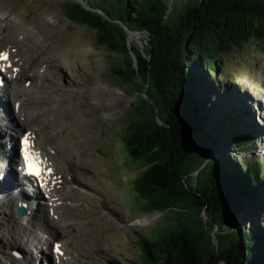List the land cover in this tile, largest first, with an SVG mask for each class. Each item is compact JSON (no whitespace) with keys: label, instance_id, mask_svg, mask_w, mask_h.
<instances>
[{"label":"trees","instance_id":"1","mask_svg":"<svg viewBox=\"0 0 264 264\" xmlns=\"http://www.w3.org/2000/svg\"><path fill=\"white\" fill-rule=\"evenodd\" d=\"M86 1L89 9L62 2L63 15L94 32L110 76L141 98L120 136L129 162L144 168L130 182L133 203L174 221L139 238L143 264H264V162L232 157L249 151L257 122L223 79L216 86L224 55L264 41V0ZM125 28L144 45L128 42ZM231 220L240 227L221 230L216 251L212 225Z\"/></svg>","mask_w":264,"mask_h":264},{"label":"rangeland","instance_id":"2","mask_svg":"<svg viewBox=\"0 0 264 264\" xmlns=\"http://www.w3.org/2000/svg\"><path fill=\"white\" fill-rule=\"evenodd\" d=\"M65 1L70 0H0V51L11 45L15 48L14 52L8 48V52L25 73L18 76L19 86L23 80L31 83L26 92H19V101L25 99L21 103L22 114L17 115L16 107H11L15 118L14 114L7 115L12 131L0 125V173L7 175L8 169L10 174V164L2 157L8 146L6 140L23 130L35 131L37 144L40 140V146L45 145V151L55 155L56 167L63 172L60 194L65 187L53 215L47 199L40 195L39 185L34 193L23 188L27 196L39 200L38 208L27 197L21 198V189L0 182V264H56L53 252L47 249L52 240L64 245L67 264H143L139 238H151L153 230L164 221L155 214L141 212L133 203L130 182L144 168L140 162H129L120 140L129 111L136 100L135 105L141 103V98L110 76L109 60L104 49L96 46L94 32L64 18L61 4ZM75 1L88 7L86 0ZM173 1L180 7L187 0ZM89 2L92 6L100 4L99 0ZM26 33L36 40L24 60L21 52L16 54L21 42L16 37ZM141 38L130 35L131 42L138 47L144 45ZM50 59L57 61L50 64ZM223 62L224 73L216 86L222 85L223 79L225 89L232 94L230 100L240 102L248 117L257 122L256 140L249 151L232 157H242L249 163L264 162V41L243 45L224 55ZM42 67L48 70L45 79L27 75L33 72L38 76ZM230 78L236 82L230 84ZM28 114L34 117L26 128L20 124L25 123L21 119H27ZM14 155L15 152L10 157ZM58 169L55 173H59ZM12 177L19 182L13 174ZM19 205H25L30 214L19 217ZM258 217L264 225V215ZM239 224L234 223L232 228L240 227ZM33 242H37L36 246ZM18 251L30 258L17 257Z\"/></svg>","mask_w":264,"mask_h":264},{"label":"bare ground","instance_id":"3","mask_svg":"<svg viewBox=\"0 0 264 264\" xmlns=\"http://www.w3.org/2000/svg\"><path fill=\"white\" fill-rule=\"evenodd\" d=\"M0 20H2V19H0ZM4 21V23H7V21L8 20H6V19H4L3 20ZM3 36V35H2ZM1 37V36H0ZM5 38H7V37H5ZM16 38H18L19 40H21V42H20V44H18V47H19V49H20V51H19V49H17V55L20 53V56L22 57V58H24V60L26 59L25 57H27V55H28V52L30 51V47H31V45H32V43L36 40V39H34L33 38V36L32 35H30L29 33H26V34H22L21 35V37H20V35L19 36H17ZM5 42V41H4ZM3 43V42H2ZM5 44V43H4ZM4 44H2V45H4ZM5 46V45H4ZM12 46V45H11ZM8 46L6 49H4V50H6V52H3V53H1L0 54V56H2V55H8V59H7V61L6 62H0V75H2L3 77H4V84H3V88H6V90H1L2 91V93H1V95H0V119L2 120L1 121V123H0V125L2 126L1 128H4V129H7V130H11L10 128H8L9 127V125L11 124V122L12 121H9L8 119H7V115H9V114H14V118H15V113L17 114V115H19V114H22V109H21V103L22 102H24L23 101V99L21 100V101H19V98H20V96H19V92L21 91V90H24L25 92L27 91V89L26 88H28L30 85H31V83H29L28 81H25V80H23L22 81V83H21V86H19V81H18V76L20 77V76H22V74H25L24 73V71L22 70V66H21V64H19V62H17L16 60H15V57H12V56H10V51L8 52V48L12 51V52H14L15 51V48L12 46ZM6 47V46H5ZM12 49H11V48ZM30 48V49H29ZM1 51H2V49H1ZM0 51V52H1ZM23 61V60H22ZM54 61H57V60H54V59H50V64H53V62ZM16 63H18L19 65H17ZM46 67V66H45ZM43 68L42 67V69H43V71H41V75L40 74H38V76H36V74L35 73H31V72H29V73H31V74H27L28 72H26V74L27 75H29V77H32V78H35V77H38V79L39 80H43V79H45L46 78V72L48 73V70L46 69V68ZM2 69V70H1ZM47 71H46V70ZM25 70L27 71V69H26V67H25ZM33 70V69H32ZM38 70V69H37ZM29 71H31V70H29ZM33 71H35L36 72V69H34ZM8 75V76H7ZM14 81H16L15 83H14ZM23 83H26V85L24 86L23 85ZM45 90V89H44ZM31 92V91H30ZM33 92V91H32ZM39 92H41V91H39ZM44 92V91H43ZM29 93V92H28ZM31 94V93H30ZM40 95V94H39ZM47 95V94H46ZM10 98H13L12 100H10ZM47 98V97H46ZM50 98V97H49ZM49 98H48V102H49ZM51 99H53V98H51ZM25 100V99H24ZM45 100V99H44ZM51 101V100H50ZM65 102V101H64ZM45 103V102H44ZM43 103V104H44ZM46 103H47V101H46ZM50 104V103H49ZM48 104V105H49ZM50 106H51V104H50ZM11 107H16V111H15V113H13V111H11ZM50 108V107H49ZM32 109V108H31ZM13 110V109H12ZM34 111V110H33ZM47 111V110H46ZM50 111V110H49ZM34 117L32 114H28L27 115V119H21V120H23V121H25V123L24 124H20L19 122L17 123V125L19 126V124L20 125H24V127H26V124H29V122H30V119L32 120V117ZM11 118H12V116H11ZM47 123V122H46ZM29 126H31V125H29ZM35 126V125H34ZM53 126V125H52ZM5 127H7V128H5ZM24 127L22 126L21 128H23L24 129ZM27 128V127H26ZM29 129H34V130H37V129H40L39 127H34V128H29ZM12 131V130H11ZM14 132H16V131H14ZM9 133H10V131H9ZM12 134H13V132H11ZM17 133V132H16ZM20 135H19V140H14L13 138H11L7 143H8V146H7V148L4 150V151H2V156H4L5 157V155L7 154V157H10V155H12L14 152H15V150L16 149H19L20 150V152H21V149L24 151V148H25V144H24V141L25 140H27L28 141V143H27V146H28V151L31 153V155H32V157L36 160V162L38 163V165H39V167H40V174H39V176H38V178H37V180H39L40 181V184L42 183L43 185H42V189H44V191H42V193L44 194V196L46 197V199H47V203H49V205H48V207H50V209L52 210V213H53V215H54V212H56L55 210H57V208L60 206V205H58L59 204V202H61V194L64 192V189H65V187H64V189H63V191L61 192V194H60V189H62L61 187H62V185L64 184V182H63V177H64V175H63V172L60 170V169H58V167H56L57 165H56V163H57V161H56V157H55V155H52V154H48V152H46L45 151V148H43V146H45V145H42V146H40V140H38V144H37V138H38V136H37V134H36V132L35 131H25V130H23L22 132H20L19 133ZM15 137V136H14ZM18 144V145H17ZM50 145H51V143H50ZM54 145V144H53ZM53 145H51V146H53ZM56 145V144H55ZM54 145V146H55ZM58 145V144H57ZM50 146V147H51ZM57 148V147H56ZM60 148V147H59ZM52 149H54L53 147H52ZM60 150V149H59ZM53 153V152H52ZM43 155H45V157L46 158H44V156ZM54 157H55V160H54ZM70 158V157H69ZM66 159V158H65ZM68 159V158H67ZM69 160V159H68ZM67 160V161H68ZM74 162V161H73ZM71 163V162H70ZM77 167H78V165H77ZM58 169V171H59V173H60V175H59V173L58 172H56L55 173V171H56V169ZM73 168H75V167H73ZM75 171H76V169H75ZM7 172V176H10V174H9V170H7L6 171ZM73 173V172H72ZM58 174V175H57ZM73 174H75V173H73ZM63 176V177H62ZM19 177H21V175L19 176ZM61 177H62V179H61ZM9 178H11V177H9ZM66 179V178H65ZM67 180H69V179H67ZM73 181L76 183L77 181L75 180V178L73 179ZM39 184V185H40ZM69 184V183H68ZM85 185H86V183H85ZM25 186L26 187H30V186H32V184H31V182H29V181H26L25 182ZM71 186V185H70ZM66 187H68V186H66ZM80 187V186H79ZM39 188L41 189V187L39 186ZM67 189V188H66ZM21 192H23V193H20L21 195V198L23 199L24 198V200L25 199H27L28 198V201L30 200V204L33 206V207H38L39 208V205H40V202H39V200L37 199V198H35V199H32V196L31 197H29V195L27 196L26 194H27V192L25 191V190H22ZM29 193V192H28ZM25 194V197H23V195ZM64 195V194H63ZM27 197V198H26ZM64 197V196H63ZM63 199V198H62ZM42 202V201H41ZM47 203H46V206H47ZM26 205H27V202H26ZM55 218H53V219H57V217L56 216H54ZM16 221V220H15ZM63 233V232H62ZM49 239H51V237H49V238H46L45 240H49ZM41 240V239H40ZM39 240V241H40ZM42 242V241H41ZM51 242H57V244H60L61 242L60 241H58V240H52ZM50 242V243H51ZM34 243V242H33ZM45 243H48V242H45ZM35 244V246H36V244H37V242L36 243H34ZM43 244V243H42ZM69 244H70V242H69ZM33 247H34V245H33ZM39 247L40 246H37V250L39 251ZM35 248V247H34ZM68 248V247H67ZM36 249V248H35ZM27 250V249H26ZM25 250V251H26ZM59 251H62V253H65V249L63 248V246L62 247H59ZM16 256L17 257H19V258H21V259H24V260H28L29 258H30V256H29V254H25L24 252H22V251H18L17 253H16ZM55 259H56V257H55ZM57 259H58V261H59V263L60 264H67V258L66 257H64V255L62 254V256L60 257V256H58L57 257ZM57 262V261H56ZM29 263V262H28Z\"/></svg>","mask_w":264,"mask_h":264},{"label":"water","instance_id":"4","mask_svg":"<svg viewBox=\"0 0 264 264\" xmlns=\"http://www.w3.org/2000/svg\"><path fill=\"white\" fill-rule=\"evenodd\" d=\"M82 3V2H81ZM82 5L86 8V9H89V7L85 6V4L82 3ZM61 12H62V15H63V9H62V4H61ZM100 13H102L101 11H98ZM64 16V15H63ZM64 18L66 19V17L64 16ZM67 20V19H66ZM120 24L122 22L118 21ZM125 31L127 33V39H128V42H131L130 40V35H133L136 39L139 37V34L137 32H132L130 31L129 29L125 28ZM195 175V174H194ZM193 175V176H194ZM147 214H155L157 215L159 218H162L163 221H164V224H163V221H162V224L163 225H160L158 227L155 228V230L153 231H156L157 229H162V228H165V226L167 227H174V221L173 219H171L170 217V214L169 212L167 211H160V210H155V211H152L150 213H147ZM19 216H24L25 213L23 211H19L18 213ZM201 216L204 220L207 221V216H206V212L203 211L201 213ZM238 221L236 220H231L230 222L224 224V225H219V224H213L212 225V228L210 230V240H211V243L212 245L214 246V248L216 249V251L218 250V247H219V242H218V238H217V235L222 231H224V233H229V232H233L234 231V228H232V225H234V223H236ZM231 224V226H229ZM218 264H224L223 261L219 260V263Z\"/></svg>","mask_w":264,"mask_h":264},{"label":"snow or ice","instance_id":"5","mask_svg":"<svg viewBox=\"0 0 264 264\" xmlns=\"http://www.w3.org/2000/svg\"><path fill=\"white\" fill-rule=\"evenodd\" d=\"M4 59H7L6 55L4 56ZM24 144H25L24 156H25L26 162L28 163L30 172H32V174L39 175V170L36 169L35 164H34V162L32 160V157H31V155H30V153L28 151L27 140L24 141ZM57 251L59 252V246H57Z\"/></svg>","mask_w":264,"mask_h":264}]
</instances>
